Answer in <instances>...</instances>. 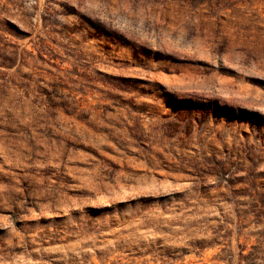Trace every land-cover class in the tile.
<instances>
[{
	"label": "rangeland",
	"instance_id": "1",
	"mask_svg": "<svg viewBox=\"0 0 264 264\" xmlns=\"http://www.w3.org/2000/svg\"><path fill=\"white\" fill-rule=\"evenodd\" d=\"M0 264H264V0H0Z\"/></svg>",
	"mask_w": 264,
	"mask_h": 264
}]
</instances>
